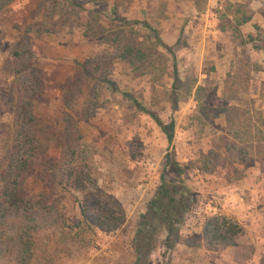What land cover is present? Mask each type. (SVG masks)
Returning <instances> with one entry per match:
<instances>
[{
    "label": "rangeland",
    "instance_id": "rangeland-1",
    "mask_svg": "<svg viewBox=\"0 0 264 264\" xmlns=\"http://www.w3.org/2000/svg\"><path fill=\"white\" fill-rule=\"evenodd\" d=\"M161 42L177 57L175 86ZM136 104L174 121L172 147ZM259 117L264 0H0V221L13 214L5 190L62 215L60 226L35 236L32 264H135L141 216L169 152L186 170L196 204L178 238L161 234L149 264H213L210 256L227 248L206 242L207 221L224 215L209 188L260 170L255 149L246 150L247 166L226 153L234 134L250 120L257 127ZM210 151L222 161L203 174L198 163ZM78 175L83 191L74 186ZM261 196L263 203L228 217L244 229L231 247L251 250L246 264H264L252 260L264 248ZM112 213L122 218L114 232L103 223Z\"/></svg>",
    "mask_w": 264,
    "mask_h": 264
},
{
    "label": "trees",
    "instance_id": "trees-1",
    "mask_svg": "<svg viewBox=\"0 0 264 264\" xmlns=\"http://www.w3.org/2000/svg\"><path fill=\"white\" fill-rule=\"evenodd\" d=\"M116 20L122 21L119 17ZM249 20H245L247 23ZM122 23H125L122 21ZM144 28L153 29L146 23ZM155 39L160 42L157 31H153ZM161 46L172 58L174 86L179 82L177 57L173 48L163 44ZM134 53L131 48L127 54ZM140 54V52H137ZM143 55V54H142ZM202 89L198 88L197 92ZM145 114L149 115L165 135L170 147L173 146L175 138V123L171 121L165 124L159 117L151 114L146 109L136 104ZM257 127L253 121L244 131L234 134L235 143L229 144L227 154L239 156L237 163L243 166L250 165L249 152L257 153L254 163L259 165L260 171L264 172V118L259 117ZM251 139V141L249 140ZM202 160V161H201ZM198 169L203 174H214L218 164L222 161V155L210 151L201 155ZM225 165V164H224ZM235 173H238L237 171ZM186 170L176 159L173 152L165 156V163L160 177V186L147 205L146 212L141 216L140 228L135 238V264H149L150 256L156 249V245L163 232L167 233V241L178 238L185 224L186 217L196 204V190L188 185L184 179ZM242 176L236 179L240 180ZM75 189L84 190L85 186L81 176H76ZM13 214L9 219L0 221V264H32L37 242L35 236L49 228L60 226L62 215L55 214L52 208L42 206L40 202L26 201L17 196L15 191L5 190L2 195ZM106 229L110 232L117 231L122 224V218H115L112 213L103 220ZM244 232L243 227L233 218H228L221 213L211 217L205 226V238L210 248H223L233 246L234 241Z\"/></svg>",
    "mask_w": 264,
    "mask_h": 264
},
{
    "label": "crops",
    "instance_id": "crops-1",
    "mask_svg": "<svg viewBox=\"0 0 264 264\" xmlns=\"http://www.w3.org/2000/svg\"><path fill=\"white\" fill-rule=\"evenodd\" d=\"M263 175L264 174L260 170L254 169L253 173L248 172L242 181H239V182H236L235 184L230 185L229 188L227 187L223 189L222 187L218 191V186L215 184L212 185L209 188L210 195L212 196L218 195L219 199L223 201V205L221 207L222 211H219V212H223L224 215H226V217L234 216L236 218L237 215H240L239 210L242 207H248L250 209L251 206H256V203H258V201H261V199L263 198L261 195L264 192L263 191L264 186H262L264 184H263L262 179H260V177H262ZM215 181H217V179H215ZM248 192H250L249 194L250 197L253 196V200L251 199L250 203H247L246 200L242 198L245 195V193H248ZM258 194H259V197L256 202L255 196L257 198ZM260 203H263V200L259 202V204ZM211 212L212 214H214L218 212V210L212 207ZM255 238L256 237L254 236V239ZM253 246H256V244H254ZM250 251L251 250L249 249H247V251H244V249L239 248V246L230 247L224 250L223 252L219 253L218 258H215V260L212 259L213 256H210V259L212 260L213 264H218V262L219 264H246L243 261V259L245 258L244 256L246 255V253H249V255H251ZM254 252L255 251H253L252 253ZM252 256H253L252 260L264 258V248H261L258 250L256 249V252L252 254ZM249 264H253V262Z\"/></svg>",
    "mask_w": 264,
    "mask_h": 264
}]
</instances>
